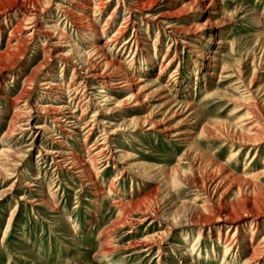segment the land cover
Returning <instances> with one entry per match:
<instances>
[{
  "label": "rangeland",
  "instance_id": "obj_1",
  "mask_svg": "<svg viewBox=\"0 0 264 264\" xmlns=\"http://www.w3.org/2000/svg\"><path fill=\"white\" fill-rule=\"evenodd\" d=\"M31 1L0 0V264H264V0H103L96 33L62 9L100 0L34 1L29 37Z\"/></svg>",
  "mask_w": 264,
  "mask_h": 264
},
{
  "label": "bare ground",
  "instance_id": "obj_2",
  "mask_svg": "<svg viewBox=\"0 0 264 264\" xmlns=\"http://www.w3.org/2000/svg\"><path fill=\"white\" fill-rule=\"evenodd\" d=\"M25 2H27L28 0H24ZM34 1H43L44 2V4L45 5H48V3L49 2H51L52 0H33V1H31L30 2V4L31 5H25L26 6V11H23V12H25V14H24V16H25V20L28 22H25L26 24H29V23H32V18L33 17H35L36 16V13H35V10L36 9H34V7L33 6H35L34 5ZM101 1H103V0H100V1H98V2H94V3H90V1H86V5L84 6H82V5H80L82 8H83V10H85L86 11V17L83 15V16H81L80 14V11H78L77 10V8H76V10H74L73 8H70V6L69 7H63V12H65L66 14H68V19H70L71 21H72V23H73V26H75V27H77V28H79V29H81L82 31H85V32H95L96 33V28L94 27V25H93V12H94V10L96 9V8H98L99 10H100V8H102V6L104 5V3L105 2H103V3H101ZM139 1H141V0H139ZM138 1V2H139ZM107 2V1H106ZM43 4V3H42ZM56 6H60L59 4H57ZM184 7V6H183ZM37 8V7H36ZM45 9V8H44ZM97 9V10H98ZM80 10V9H79ZM182 11V10H181ZM65 15V14H64ZM111 16H109V17H107V19H109ZM23 18V17H22ZM21 18V19H22ZM23 20V19H22ZM20 21V20H19ZM29 21H31V22H29ZM21 22V21H20ZM20 22H18V23H20ZM18 23H16V24H18ZM23 23V22H22ZM43 24V23H42ZM33 23H32V25H25V27L23 28V27H19V28H23V32L25 33V32H27L28 31V35H30L29 37H31V35H34V33H35V28H33ZM105 25V24H104ZM36 26V25H35ZM18 26L16 25V28H17ZM38 27V26H37ZM41 27H43V26H41ZM55 27H56V25H55ZM14 28V27H13ZM13 28H12V30H13ZM44 28V27H43ZM102 28H103V26H102ZM120 28V27H119ZM200 28H202V25L200 26ZM46 29V28H45ZM51 29V28H50ZM57 29V28H56ZM17 30V29H16ZM19 30V29H18ZM30 30V31H29ZM14 31H15V28H14ZM21 32V31H20ZM119 32V31H118ZM44 33V32H43ZM53 33V32H52ZM57 33V32H56ZM115 33V32H114ZM26 34V35H27ZM25 36V35H24ZM24 36H23V40H24ZM36 37V36H35ZM110 37V36H109ZM25 38H26V36H25ZM53 39H55V40H57V42L55 43V45L57 46V48L59 49V48H70V53H68V54H65V55H71L72 53H75V52H79L80 53V50H78V48H76V45L75 44H73L72 42V40L70 39V37L68 36V34L65 32V30L64 31H62V34H61V36H56V34L54 35V33H53V37H52ZM65 39V41H63ZM113 41H115L113 38H109V39H107V40H105V41H103V44H101V45H103L104 46V44H108L109 42H113ZM19 42V41H18ZM24 42V41H23ZM223 42L224 41H222V40H219L217 43L218 44H223ZM10 46V45H9ZM94 46V45H93ZM103 46H95V47H92V49L91 50H89V51H87V52H81L82 53V57H84L85 58V64H86V67H85V71H86V74H87V76L89 77V78H91V79H97V80H99V82L101 83V84H103V85H105V86H107V88H109V89H116L117 87H119V88H125L124 86H125V84H123L125 81L123 80L122 81V79H124V77H121V78H118L116 75H115V73H116V70L118 71L119 69H120V66H118V64H117V62H115V60L114 59H112V58H107L106 56H105V54L102 52V47ZM56 48V47H55ZM105 49V48H104ZM7 51L6 52H8V48L6 49ZM58 53H59V51H58ZM61 53V52H60ZM3 54L4 53H0V57L1 58H3L2 56H3ZM62 56V55H61ZM7 58V57H6ZM4 60V59H3ZM10 63V62H9ZM84 64V63H83ZM97 66H102V70L100 71V69H98L97 68ZM76 69V68H75ZM86 78V77H85ZM82 83V82H81ZM84 84V83H83ZM82 84V85H83ZM51 85V84H50ZM55 85V84H54ZM85 85V84H84ZM83 85V86H84ZM133 85V83L132 82H128L127 84H126V87H130V86H132ZM70 86V85H69ZM87 86H89V85H87ZM50 87V86H49ZM54 87V86H53ZM68 87V86H67ZM74 88V87H73ZM88 87H86V89H87ZM103 90V89H102ZM76 91V90H75ZM83 91V90H82ZM85 91V90H84ZM73 92V91H72ZM70 94V93H69ZM72 94V93H71ZM85 94V93H84ZM88 95V94H87ZM130 97H133V95H130ZM111 99V98H110ZM80 101V100H79ZM86 101V100H85ZM25 102V101H24ZM83 103V102H82ZM86 103V102H85ZM32 105V104H31ZM82 105V104H81ZM31 107V106H30ZM37 109H38V107H36ZM63 108V107H62ZM35 109V108H34ZM36 109V110H37ZM62 110V109H61ZM29 111H31V110H29ZM58 111H60L59 110V108L58 109H56V108H54L53 110H52V112H53V114H57L58 113ZM61 112V111H60ZM28 114V113H27ZM60 114V113H59ZM55 116V115H54ZM65 116V115H64ZM60 118V117H59ZM54 120V119H53ZM58 120H60V119H58ZM57 121V120H56ZM29 122V121H28ZM64 122V121H63ZM28 124V123H27ZM151 124H152V122H151ZM156 124L155 123H153L152 124V126H155ZM60 126V125H59ZM43 127V126H42ZM206 127V126H205ZM20 128V127H19ZM203 128V127H202ZM28 129V128H27ZM208 129V128H207ZM205 130V129H204ZM227 131V130H226ZM203 132V130L200 132V133H202ZM206 132H207V130H206ZM208 132H209V130H208ZM196 133V130H190V131H179V130H177V131H174V133L171 135V136H181V135H183V134H187V139H191L192 137H193V135ZM227 133V132H226ZM196 134H198V133H196ZM260 134V133H259ZM264 136V135H263ZM242 139H243V137H242ZM256 140V139H255ZM101 144V143H100ZM191 145V144H190ZM104 149V148H103ZM101 149H99V151H100ZM102 151V150H101ZM102 153V152H101ZM100 153V154H101ZM103 157V156H102ZM127 157H129V155L127 156ZM108 158V157H107ZM154 167V166H153ZM159 167H161V166H159ZM151 169V168H150ZM159 170V169H158ZM159 173V172H158ZM227 217V216H226ZM225 217V218H226ZM260 242H262V241H260ZM253 251H255V250H253ZM253 255H254V253H253ZM256 256V255H255ZM253 258V257H252ZM248 259V258H247ZM251 259V258H250ZM248 263H250V262H248Z\"/></svg>",
  "mask_w": 264,
  "mask_h": 264
}]
</instances>
